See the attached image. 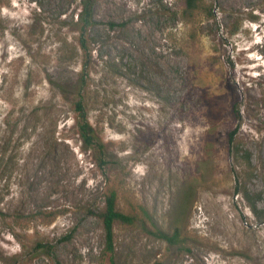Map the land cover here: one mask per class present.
I'll use <instances>...</instances> for the list:
<instances>
[{
	"label": "rangeland",
	"instance_id": "rangeland-1",
	"mask_svg": "<svg viewBox=\"0 0 264 264\" xmlns=\"http://www.w3.org/2000/svg\"><path fill=\"white\" fill-rule=\"evenodd\" d=\"M80 2L0 0V264H110L111 190L135 216L114 226L116 264H264V213L236 193L246 181L264 211V0L187 16L181 0H96L85 74ZM81 86L104 167L74 126ZM143 211L185 241L149 234Z\"/></svg>",
	"mask_w": 264,
	"mask_h": 264
},
{
	"label": "trees",
	"instance_id": "trees-1",
	"mask_svg": "<svg viewBox=\"0 0 264 264\" xmlns=\"http://www.w3.org/2000/svg\"><path fill=\"white\" fill-rule=\"evenodd\" d=\"M184 5V16L192 15L198 10L204 3V0H181ZM96 0H81L79 12L76 14L75 31L77 32V47L81 50L83 55L82 72L85 74L89 65V44L91 41V31L97 25V21L94 18V5ZM209 17H213V14H209ZM237 26L233 32L237 31ZM76 100L74 102V111L76 113L74 126L77 129V134L82 142V149L85 152L90 151L96 156V161L100 166L104 167L108 164L106 160L105 144L96 134L93 126L88 119L87 104L83 95V86L75 94ZM235 117L239 118V111L237 108L234 110ZM235 131H231L227 136V143L229 148L237 161H242L246 164L245 176L247 180H250L253 176V169L251 165V153L249 150L241 148L234 143ZM18 146V145H17ZM14 160L11 157L8 162V167L13 164ZM237 180L236 193L242 195V197L248 202L249 207L253 214L257 217H261L264 211L257 209V201L261 200L263 196L260 193L251 192L244 185L239 187ZM145 217L150 219L153 229H146L147 232L156 238L166 241L170 245H178L185 241L181 236L178 228H175L172 233L161 230L152 222L151 217L146 211H143ZM99 218L103 223L106 237V248L104 256L108 257L110 264H116L114 258V226L116 223H122L127 225H133L135 223V216L125 214L117 209V192L115 190L109 191L105 196L104 207L99 212ZM38 249L53 254L54 246L50 243H38Z\"/></svg>",
	"mask_w": 264,
	"mask_h": 264
}]
</instances>
